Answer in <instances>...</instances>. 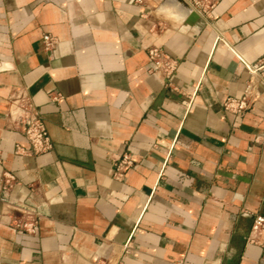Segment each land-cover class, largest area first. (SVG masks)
I'll return each mask as SVG.
<instances>
[{"label": "crops", "instance_id": "crops-1", "mask_svg": "<svg viewBox=\"0 0 264 264\" xmlns=\"http://www.w3.org/2000/svg\"><path fill=\"white\" fill-rule=\"evenodd\" d=\"M262 58L264 0H0V264H264L246 240L264 216V84L245 63ZM250 82L252 107L225 110Z\"/></svg>", "mask_w": 264, "mask_h": 264}, {"label": "built area", "instance_id": "built-area-1", "mask_svg": "<svg viewBox=\"0 0 264 264\" xmlns=\"http://www.w3.org/2000/svg\"><path fill=\"white\" fill-rule=\"evenodd\" d=\"M196 4L199 0H194ZM45 48L50 50L54 47L56 41L50 34L44 35ZM148 55L151 62V71H159L167 78L170 77L176 70L178 62L171 57L166 51L160 47L152 46L148 49ZM246 68L252 78L258 79L264 84V58L259 59L254 63H245ZM255 85L253 82L248 83L245 93L242 97L229 96L223 102L225 110L241 114L247 111L253 105V92ZM19 129L21 133L30 143L32 150L35 153H45L52 147L50 135L47 127L41 118L34 103L29 98H22L19 101ZM133 164V159L130 154L125 153L119 160L115 176L122 177L126 167ZM14 176L6 174L4 179V189L12 187ZM28 231L34 230L35 222L25 223L23 226ZM247 243L264 246V216L255 215L250 232L246 238Z\"/></svg>", "mask_w": 264, "mask_h": 264}]
</instances>
